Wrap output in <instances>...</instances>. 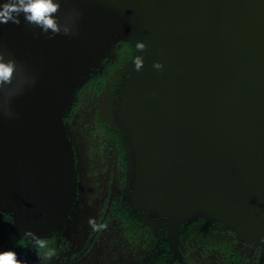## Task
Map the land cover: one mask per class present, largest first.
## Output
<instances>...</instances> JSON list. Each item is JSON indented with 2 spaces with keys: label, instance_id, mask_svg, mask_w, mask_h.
Masks as SVG:
<instances>
[{
  "label": "water",
  "instance_id": "obj_1",
  "mask_svg": "<svg viewBox=\"0 0 264 264\" xmlns=\"http://www.w3.org/2000/svg\"><path fill=\"white\" fill-rule=\"evenodd\" d=\"M72 9L73 35L50 39L22 16L0 25L18 63L0 86V211L13 232L64 225L75 176L62 117L127 42L144 59L140 71L128 63L119 111L134 203L178 223L214 219L264 246V0H61L59 15Z\"/></svg>",
  "mask_w": 264,
  "mask_h": 264
},
{
  "label": "flooded vegetation",
  "instance_id": "obj_2",
  "mask_svg": "<svg viewBox=\"0 0 264 264\" xmlns=\"http://www.w3.org/2000/svg\"><path fill=\"white\" fill-rule=\"evenodd\" d=\"M115 53L62 117L75 176L64 225L30 238L15 234L12 216L0 211V251H15L27 264H264V246L222 222L178 223L134 203V150L119 116L133 49L119 43Z\"/></svg>",
  "mask_w": 264,
  "mask_h": 264
},
{
  "label": "clouds",
  "instance_id": "obj_3",
  "mask_svg": "<svg viewBox=\"0 0 264 264\" xmlns=\"http://www.w3.org/2000/svg\"><path fill=\"white\" fill-rule=\"evenodd\" d=\"M60 12L61 0H3V2H0V25L9 23L20 25L22 16L25 24L32 26L34 29H40L44 34L50 33V39L58 34L73 35L76 21L81 13L76 9H72L61 18ZM134 47L135 51L143 52L146 50L147 45L142 40L137 39ZM133 63L135 70L140 71L144 66V59L142 56L136 55ZM17 66L18 63L15 57L0 45V86L11 83ZM153 67L162 70L163 65L156 62ZM89 223L94 230L100 227L91 220ZM38 243L43 247L42 242L38 241ZM52 255H54V251L48 253L49 258ZM0 264H27V261L20 259L15 251L5 250L0 251Z\"/></svg>",
  "mask_w": 264,
  "mask_h": 264
}]
</instances>
